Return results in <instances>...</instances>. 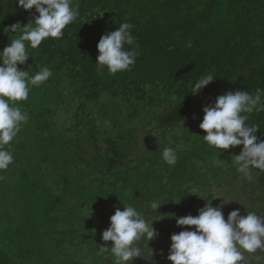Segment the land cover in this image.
Returning <instances> with one entry per match:
<instances>
[{
    "label": "trees",
    "instance_id": "obj_1",
    "mask_svg": "<svg viewBox=\"0 0 264 264\" xmlns=\"http://www.w3.org/2000/svg\"><path fill=\"white\" fill-rule=\"evenodd\" d=\"M76 20L60 38H46L18 65L29 75L28 115L5 148L13 163L0 170V264H114L102 240L116 208L131 204L158 232L141 240L132 264H171L170 236L194 226L205 203L224 218L235 210L264 219V171H238L241 146L216 149L199 128L203 107L227 91L264 90V0H72ZM38 15L0 0V50ZM133 25L138 55L129 70H98L97 43L121 23ZM20 25L15 31L13 25ZM25 25L24 27H26ZM206 74L216 79L191 94ZM264 140V111L242 113ZM165 147L177 162L162 159ZM162 203L157 213L150 202ZM153 252L152 257L149 253ZM242 264H264V249L241 250ZM150 258V259H149Z\"/></svg>",
    "mask_w": 264,
    "mask_h": 264
},
{
    "label": "clouds",
    "instance_id": "obj_2",
    "mask_svg": "<svg viewBox=\"0 0 264 264\" xmlns=\"http://www.w3.org/2000/svg\"><path fill=\"white\" fill-rule=\"evenodd\" d=\"M16 3L26 11L34 8L38 15L25 24L26 27L22 26L23 33L19 38L0 50V170L13 163V154L5 146L17 136L21 124L28 121L27 113L11 106L10 102L26 100L29 84L39 86L53 75L48 67H41L31 76L18 69V65H23L30 57L25 42L35 49L46 38H60L63 29L79 15L72 0H16ZM19 27L16 24L11 29L15 31ZM132 28L130 23H121L114 31L100 37L96 45L98 70L106 67L110 74H116L135 64L138 53L125 47H136ZM214 79L212 74L201 76L191 85V94L196 95ZM254 110L264 111V90L258 89L255 94L227 91L217 96L213 105L203 107L199 124L205 133L203 140L216 149L227 150L242 145L240 153L234 156L238 171L245 176H250L252 169L264 171V140L257 142L255 135L259 127L249 126L247 116L242 114ZM161 155L169 166L176 164L178 156L173 147H165ZM161 204L158 199H153L150 209L157 213ZM152 222L148 223L131 204H124L123 210L116 208L101 237L104 242L111 241V247L101 245L100 251H110L114 264H132L134 258H144L139 242L146 240L145 247L149 248L148 242L159 235ZM175 222L181 227L194 226V230H182L170 236L167 260L171 264H242L245 258L241 250L253 253L264 249V219L253 212L241 216L240 210L235 209L225 219L219 206L213 207L208 202L198 209V215L177 216ZM148 255L152 257V250Z\"/></svg>",
    "mask_w": 264,
    "mask_h": 264
}]
</instances>
